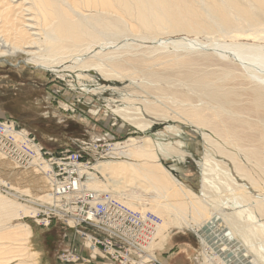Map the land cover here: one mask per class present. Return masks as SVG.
Here are the masks:
<instances>
[{
	"label": "bare ground",
	"instance_id": "6f19581e",
	"mask_svg": "<svg viewBox=\"0 0 264 264\" xmlns=\"http://www.w3.org/2000/svg\"><path fill=\"white\" fill-rule=\"evenodd\" d=\"M200 36L208 43L199 41ZM20 55L31 67L62 77L93 68L107 81L140 78L147 85H164L148 89L129 82L139 87L138 97L149 96L141 102L147 113L187 122L198 130L208 127L211 133H201L207 155L199 164L202 177L200 193H196L161 162L160 156L170 158L178 150L150 136L139 141L130 137L125 147L116 144L104 161L94 156L96 163L91 166L97 173L83 164L84 158L69 159L68 176L62 180L54 167L56 159L44 156L41 149L46 147L36 136L12 118L4 120L0 264H36L30 247L32 229L25 222L12 221L35 217L46 209L66 221L69 233L75 229L94 259L88 264H117L108 248H98L92 234L82 237L73 206L77 207V201L88 208L92 203V223L101 220L98 205L108 204L123 206L130 224L140 225L136 240L146 254L135 251L136 255L125 256L123 264L147 262L154 258L152 251L160 238L169 245L194 227L203 244L201 252L182 248L192 256V264H216L211 255L227 264H261L257 257L264 264V197L234 185L231 171L213 157H229L238 177L258 190L237 157L234 160L221 143L235 145L246 159L264 168V0H0V61ZM77 77L84 81L82 73ZM237 78L248 85L247 91L246 85L242 90L238 83V88L229 85ZM180 87H187L188 93L176 91ZM193 97L199 105L192 102ZM162 99H170L178 108ZM122 100L131 102L127 97ZM130 110L115 113L136 129L153 128V123L138 119L141 114ZM47 150L57 156L58 152ZM120 157L131 161H119ZM215 165H222L223 174L215 171ZM148 216L157 220L151 230L146 228ZM147 232L149 238L143 239Z\"/></svg>",
	"mask_w": 264,
	"mask_h": 264
},
{
	"label": "rangeland",
	"instance_id": "374dc122",
	"mask_svg": "<svg viewBox=\"0 0 264 264\" xmlns=\"http://www.w3.org/2000/svg\"><path fill=\"white\" fill-rule=\"evenodd\" d=\"M198 40L204 44L208 43L203 36H200ZM226 41H230V39L227 38ZM230 60L235 62L233 59ZM24 61L25 57L21 55L8 59L6 62L4 60L0 61V121L12 118L33 133L42 145L54 152L65 149L75 150V140H77V143L79 141V144L84 143L85 157L83 164L91 168L90 172L92 173H97L91 166L96 163L94 162V156L97 160H99L98 155L102 156L101 161H104L116 144L125 147L130 137H134L139 141L145 136H150L155 142L170 144L178 150V153L173 157L160 156L162 164L188 188L200 193V177H202V174L199 164L207 155L201 133L210 134L211 130L208 127H202L201 130H198L196 126L187 122L166 117L160 118L153 113H147L148 111L141 102L143 97L147 99L146 97L149 98V96L144 94V96L138 97L141 91L137 86L143 87L144 85L147 88L150 86L148 89H156L158 87L163 88L164 85H147L140 78L134 82L128 79L107 81L93 68L87 70L77 69V75L74 72H67L62 77L59 74L31 67L32 65H28ZM79 73H82L84 81L78 79ZM129 82H133L137 86L134 84L129 85ZM228 83L230 86L234 85L237 88L239 86V89L245 87L247 88L246 91L249 89L248 85L242 82L240 78ZM244 85L246 86L244 87ZM175 89L181 91V93H188L189 91L187 87ZM130 91L134 92L129 93ZM136 92L139 94L137 95ZM152 93L157 95L156 92L152 91ZM244 93L246 92L244 91ZM126 94L128 96L132 94L131 98ZM125 97L129 98L131 102L128 104L123 103L122 99H125ZM197 100L196 97H193L192 102L194 101V104L199 105ZM162 101L171 107L178 108V105L170 99H162ZM130 109L132 112L128 111L129 113L136 116L141 114L142 117H138V119L153 123V128L146 131L136 129L125 122L127 120L122 115L121 117L120 113H115L116 110L127 111ZM81 118L85 121H82ZM168 127L173 128V130H168ZM96 141L99 145H95ZM230 145L225 143L223 146L221 143L225 152L233 154L234 160L237 157L239 161L237 162L258 184V190L250 185L249 180H242L238 177L229 157L213 155L214 159L223 163L222 165L231 171V182L234 185L242 186L250 195L258 198L264 197V168L257 167L253 160L245 158L243 151H240L233 144ZM97 147L98 150H96ZM180 152L181 154H179ZM120 158L119 161H131L125 157ZM222 165H215V171L223 174ZM99 178L104 181L100 175ZM85 180L87 181V176H84ZM227 208L229 209V207ZM47 210L35 217L31 216L12 221V224L25 222L32 229L33 235L30 240V247L31 251L35 253L36 264H61L59 259H63L62 262L65 264H77L76 259H73L69 252L62 255L64 249L75 250L74 253L80 258L78 264H88L89 261L94 260L87 253L85 247L83 248L84 241L82 242L81 237L76 235L75 229L70 233L68 230L70 237L63 239L66 229L61 224H65L66 221L58 217L52 209H49L50 214L46 212ZM239 215L244 217L246 213L240 214L239 212ZM48 216L54 218L49 220ZM48 221H51V227L46 229L45 225ZM245 224L251 230L249 222ZM194 228L178 234L174 238V242L169 245L165 243L164 239L160 238L152 251L154 258L143 264H151L154 260H156L154 264H192V256H187L188 253L182 248L188 246L193 249H200L199 252H201L203 244L201 245L202 241L197 227ZM211 258L212 262H217L216 264L225 263L218 255H211ZM172 259L174 260L172 261ZM257 259L263 264L262 259L258 257ZM202 260L204 262V259Z\"/></svg>",
	"mask_w": 264,
	"mask_h": 264
},
{
	"label": "built area",
	"instance_id": "2783aa9c",
	"mask_svg": "<svg viewBox=\"0 0 264 264\" xmlns=\"http://www.w3.org/2000/svg\"><path fill=\"white\" fill-rule=\"evenodd\" d=\"M16 122L15 120H13ZM6 121L2 122L0 121V131L3 130L4 124ZM19 124L16 122V125ZM18 126V125H17ZM34 142L36 138L33 136ZM75 145L76 149L71 150V149H65L62 150L55 156V153L50 152L47 150V148H42V152L45 157H48L49 160L56 159L54 162V167L56 169V173L58 172V177L62 180H64V177L68 176V160H81L85 156L84 154V149L82 148L84 143L79 144V141L77 143V140H75ZM95 145H99L98 142L96 141ZM23 161V160H21ZM60 162L61 165H58ZM74 172H72V175ZM74 180V179H72ZM88 199H91V201L94 204V197L93 195H90ZM90 208L88 206L84 207L83 202L77 201V207L73 204V206L76 208V214L75 217H77V223L81 228V232H83V238H88L87 234H92V237L96 240V245L99 247L103 248H108L111 253L114 254V261L117 264H123V259H125V256H128L129 254L133 253L136 255L134 252H138L140 255H145V247L141 242H137L136 236L138 234V231L140 229L139 224L131 225L129 222V216H127L126 209L118 205L119 208H115V206H110L108 204H104L105 207L108 208V211L105 210L106 208L102 205H98L97 207V216L101 218L99 223H92L91 216H94L95 214V209L92 203H89ZM104 213H109L105 215ZM86 217V218H85ZM54 218V217H53ZM53 218L48 216L49 220H52ZM57 218V217H56ZM105 223H103V219ZM156 219L152 216H148L146 218V224H149V227H146L148 230H151V227L156 223ZM80 223V224H79ZM65 229L66 233L63 234V239H68L70 236L67 233L68 232V225L67 224H61ZM51 227V221H48L47 224L45 225V228L48 229ZM150 236V233L147 232V234L143 235V239H148ZM94 249V248H93ZM105 250V249H103ZM70 253L78 262L80 261V258L77 256H74L70 250L64 249L62 251V255L66 253ZM60 263L65 264L63 259H59ZM156 260L152 261L151 264H154ZM71 264V263H70ZM127 264H130V262H127Z\"/></svg>",
	"mask_w": 264,
	"mask_h": 264
},
{
	"label": "crops",
	"instance_id": "0c3cea01",
	"mask_svg": "<svg viewBox=\"0 0 264 264\" xmlns=\"http://www.w3.org/2000/svg\"><path fill=\"white\" fill-rule=\"evenodd\" d=\"M170 244V243H169ZM187 252V251H186ZM189 253V252H188ZM174 259H172V261H173Z\"/></svg>",
	"mask_w": 264,
	"mask_h": 264
}]
</instances>
